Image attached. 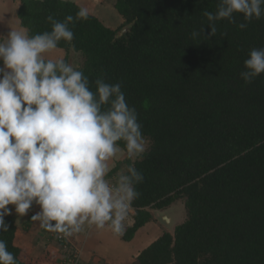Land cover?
<instances>
[{"label": "trees", "instance_id": "obj_1", "mask_svg": "<svg viewBox=\"0 0 264 264\" xmlns=\"http://www.w3.org/2000/svg\"><path fill=\"white\" fill-rule=\"evenodd\" d=\"M20 2L18 17L29 36L51 31L49 15L63 21L82 8L65 0ZM217 4L115 0V13L131 25L127 33L119 36L121 27L89 13L69 25L75 50L64 41L58 45L68 63L71 52L82 56L77 69L93 92L98 78L121 84L149 140L143 159H125L144 179H133L140 195L123 240L153 219L151 211L184 204V222L144 249L137 264H264V74L250 84L240 78L250 51L264 48V16L246 22L236 14L235 23L215 22L211 39H193V31L209 34L203 13H215ZM118 147L127 150L124 141ZM5 222L10 228L0 231V240L17 264L53 263L48 252L34 258L18 247L12 215Z\"/></svg>", "mask_w": 264, "mask_h": 264}, {"label": "clouds", "instance_id": "obj_2", "mask_svg": "<svg viewBox=\"0 0 264 264\" xmlns=\"http://www.w3.org/2000/svg\"><path fill=\"white\" fill-rule=\"evenodd\" d=\"M236 14L246 22L264 16V0H218L215 13L205 11L210 32L193 31L211 39L216 23H235ZM80 8L63 21L49 15L51 31L29 36L18 28L0 36V231L8 232L5 217L26 215L33 205L40 211L31 217L46 231L73 237L86 222L103 229L109 224L116 236L125 232V221L139 192L133 179L143 182L135 166L113 188L105 180L107 161L124 141L129 157L143 159L149 140L142 134L138 114L130 108L121 84L89 78L64 59H45L59 42L72 41L69 25L87 20ZM241 30L247 23H240ZM226 35V34H224ZM240 78L250 84L264 74V48L252 49ZM106 106V110L102 108ZM12 206V207H9ZM0 264H17L0 240Z\"/></svg>", "mask_w": 264, "mask_h": 264}, {"label": "crops", "instance_id": "obj_3", "mask_svg": "<svg viewBox=\"0 0 264 264\" xmlns=\"http://www.w3.org/2000/svg\"><path fill=\"white\" fill-rule=\"evenodd\" d=\"M65 1L74 2L86 8L90 14L98 16L110 27L119 28V25L124 24V20L115 13V0ZM20 6V0H0V36L7 35L11 30L24 28L18 17ZM45 57L52 60L65 59L67 53L57 48L45 54ZM48 58L45 59L47 60ZM127 156L126 152V155L121 157L122 160L116 159L111 161V164L106 162L109 171L105 178L113 176L110 174L113 173L114 168ZM175 208L176 204H173L163 210L151 211L153 219L138 230L134 238L129 242L123 240L124 234L122 236L114 235L109 224H106L103 229H98L95 225L86 222L81 226L79 233L70 237V243L80 254L81 264H132L134 258L138 257L142 250L150 246L165 231L174 232L170 231V225L174 222V219H169L170 222L164 221L161 223L158 218L163 214H169V212L174 213ZM39 211V206L35 204L24 216H18L13 210L12 217L17 227L15 244L31 257L39 258L43 252H49L53 257L52 264H65L64 244L58 239L59 233L46 231L40 226L41 221H33L31 219ZM164 219L166 218L164 217Z\"/></svg>", "mask_w": 264, "mask_h": 264}, {"label": "rangeland", "instance_id": "obj_4", "mask_svg": "<svg viewBox=\"0 0 264 264\" xmlns=\"http://www.w3.org/2000/svg\"><path fill=\"white\" fill-rule=\"evenodd\" d=\"M120 26H121L122 30L119 32V34H118L119 36L124 34V33H126V32H128L129 28L131 27V25L130 26H124V24L119 25V27ZM69 56H70L69 63H71V65L74 68H79L83 64V58H82V56L80 54L75 53V52H71ZM45 58H48V57H45ZM118 148H119V150L117 151L116 155L113 158H110L109 161H107L108 164H111V161H114L116 159L122 160L121 157L123 155H126L127 150H123L120 147H118ZM127 155L129 156L128 152H127ZM128 156L126 158H128ZM133 157H135V156H133ZM117 166H120V168L118 169V172H116V173L113 172V173L110 174V175H113V176H108L107 178H105V180L109 183V185L110 186L113 185L114 188L118 185L120 177L124 176L127 173V171L129 170V167L125 164V159L122 162L118 163ZM175 204H176V208L174 209L175 210L174 213L173 212H169V214H163L162 216H159L160 218H158L161 223H163L164 221L168 222L169 219H171V220L174 219V222H172V224L170 225V227H171L170 231L171 232H173L175 230L174 226H177V225L181 224V222H184V220L186 218V210H185L183 202L179 201V202H177ZM154 211H156V210H154ZM135 214H136L135 209L133 207H130L129 210H128V219L125 221V225H126L125 229L127 227L129 228V227H132L134 225V223H135V219H134ZM169 215H171V216H169ZM164 217L166 219H164ZM133 220H134V222H133ZM64 251H65V249H64ZM44 253L45 252H43V254ZM137 258L138 257L134 258L132 264H137Z\"/></svg>", "mask_w": 264, "mask_h": 264}, {"label": "built area", "instance_id": "obj_5", "mask_svg": "<svg viewBox=\"0 0 264 264\" xmlns=\"http://www.w3.org/2000/svg\"><path fill=\"white\" fill-rule=\"evenodd\" d=\"M113 188L114 186L111 185ZM59 241L64 244V249H65V264H81V257L78 251L72 246L70 243V238H65L63 237L62 234H59Z\"/></svg>", "mask_w": 264, "mask_h": 264}, {"label": "water", "instance_id": "obj_6", "mask_svg": "<svg viewBox=\"0 0 264 264\" xmlns=\"http://www.w3.org/2000/svg\"><path fill=\"white\" fill-rule=\"evenodd\" d=\"M131 29V27L129 28V30ZM127 33V32H126ZM125 34V33H124ZM123 35V34H122ZM121 36V35H120Z\"/></svg>", "mask_w": 264, "mask_h": 264}]
</instances>
